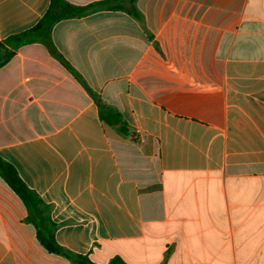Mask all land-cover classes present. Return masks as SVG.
Returning a JSON list of instances; mask_svg holds the SVG:
<instances>
[{
    "label": "crops",
    "instance_id": "0c3cea01",
    "mask_svg": "<svg viewBox=\"0 0 264 264\" xmlns=\"http://www.w3.org/2000/svg\"><path fill=\"white\" fill-rule=\"evenodd\" d=\"M50 3L0 0V41ZM136 6L142 22L98 11L52 30L128 136L36 42L0 69V157L51 206L57 242L97 264H264V0ZM27 216L0 177V264H73Z\"/></svg>",
    "mask_w": 264,
    "mask_h": 264
},
{
    "label": "trees",
    "instance_id": "16d2710c",
    "mask_svg": "<svg viewBox=\"0 0 264 264\" xmlns=\"http://www.w3.org/2000/svg\"><path fill=\"white\" fill-rule=\"evenodd\" d=\"M137 0H104L80 7L66 0H51L49 9L42 19L31 29L7 37L0 41V69L9 64L16 51L27 44L42 43L50 54L80 83L96 103L100 119L106 127L112 128L122 136H128L130 126L117 108L104 102L100 94L94 91L85 79L57 50L52 40V30L63 20L80 19L98 11H123L143 21V15L136 6ZM119 126V128H117ZM134 136V134H131ZM0 177L10 190L24 203L28 210L26 222L35 226L37 239L49 254L62 256L73 264H97L88 255H80L62 247L56 240L58 226L52 221V208L22 180L16 168L0 157ZM109 264H127L121 257L115 256Z\"/></svg>",
    "mask_w": 264,
    "mask_h": 264
},
{
    "label": "water",
    "instance_id": "95a60500",
    "mask_svg": "<svg viewBox=\"0 0 264 264\" xmlns=\"http://www.w3.org/2000/svg\"><path fill=\"white\" fill-rule=\"evenodd\" d=\"M117 127H119V126H117Z\"/></svg>",
    "mask_w": 264,
    "mask_h": 264
}]
</instances>
